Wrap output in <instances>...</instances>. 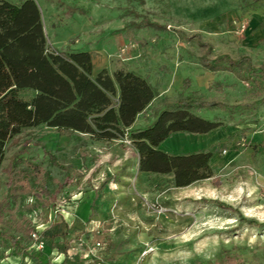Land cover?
I'll use <instances>...</instances> for the list:
<instances>
[{"label": "rangeland", "instance_id": "rangeland-1", "mask_svg": "<svg viewBox=\"0 0 264 264\" xmlns=\"http://www.w3.org/2000/svg\"><path fill=\"white\" fill-rule=\"evenodd\" d=\"M36 1L51 48L100 50L118 62L132 58L129 50L138 51L143 71L156 82L153 116L169 108L165 98L254 103L191 108L218 123L214 130H222L224 138L211 150L221 158L217 163L211 159L213 177L189 187L174 186L171 174L139 172L127 136L107 143L47 125L26 128L7 143L0 164V200L8 190L6 167L24 150L21 168L34 160L60 183L68 182L48 211L50 222L59 213L70 220L65 213L70 208L91 213L88 198L96 193L98 220L71 225V264H264V226H257L264 224V137L255 139L257 132L264 136V90L235 72H212L199 63L204 53L199 41H204L211 44L212 57L248 55L256 67L263 64L264 0ZM120 69L128 70L118 67L110 74ZM176 147L175 139L162 145ZM46 148L65 169L52 164ZM104 179L108 182L101 188ZM23 215L41 229L50 224L43 223L46 210ZM98 241L102 246L94 251ZM29 250L32 254L21 255L20 261L19 254L8 255L10 250L2 246L0 264H34L33 257L44 264L58 261V250L37 243ZM113 255L115 260H109Z\"/></svg>", "mask_w": 264, "mask_h": 264}, {"label": "trees", "instance_id": "trees-1", "mask_svg": "<svg viewBox=\"0 0 264 264\" xmlns=\"http://www.w3.org/2000/svg\"><path fill=\"white\" fill-rule=\"evenodd\" d=\"M199 44L204 50L200 63L206 69L235 72L240 79L252 81L264 90V63L256 67L248 55L211 57V44L204 41ZM29 91L32 95L26 97L24 93ZM155 97L151 83L135 71L96 72L89 50L62 52L51 48L36 0L21 3L0 0V164L11 139L26 128L47 125L61 132L85 133L96 140L127 136L139 155V172L171 174L174 186L186 187L213 177V153L175 155L160 149L162 142L177 132L208 133L218 127V123L195 115L193 107H251L254 103L177 100L151 125L133 128L139 114ZM22 153L24 150L13 155L6 167L8 190L0 200V247L10 250L8 255L27 257L31 255L32 244L43 243L64 254L61 264H67L72 226L60 213L50 222L48 211L56 207L68 182L60 183L44 164L34 160L26 161V168H21ZM45 153L53 165L65 169L56 154L47 148ZM107 182L104 179L101 188ZM215 203L224 206L218 200ZM95 208L94 201L88 221L98 220ZM42 210L47 211L43 223L50 224L36 239L33 234L38 233V225L23 214ZM3 258L0 251V260ZM33 258L37 264H44ZM108 259L115 260V256Z\"/></svg>", "mask_w": 264, "mask_h": 264}, {"label": "crops", "instance_id": "crops-1", "mask_svg": "<svg viewBox=\"0 0 264 264\" xmlns=\"http://www.w3.org/2000/svg\"><path fill=\"white\" fill-rule=\"evenodd\" d=\"M20 2H21V0H19L18 3H20ZM122 46H123V44H122ZM89 51L93 55L95 71L96 72H99L101 70H108L109 73L110 72L112 73L116 68L124 67V68H126L128 70L135 71L136 73L146 77L153 87L156 86V82L151 80L150 77H147L146 74H145V71H143L144 70V68L142 66L143 62L140 61V57H135L136 54L139 53L138 51L135 52L133 50H129L128 53L131 54L132 58L130 60H128V61H125V62L114 61L113 59H110L104 52H101L100 50H98L96 53H94V51H92V50H89ZM199 63H200V60H199ZM200 65L204 69H206L201 63H200ZM206 70H208V69H206ZM208 71H211V70H208ZM157 99H158V95H156V97L152 101V103L142 113L139 114V116L137 117L135 123L132 126L133 128H140V127L149 126L156 120L158 114L154 115V116L151 115V107H153V104L155 103V101ZM177 100H182V99L171 100V99L165 98L164 101H165V105H171L173 102H175ZM198 100H204V99H198ZM204 108H208V107H204ZM219 108H221V107H219ZM146 117H147V119H146ZM148 117H151V118L148 120ZM79 135L88 136L89 138H91L90 135L85 134V133H81ZM262 137H264V136L261 135L260 132L255 133V139L258 142L262 141V139H263ZM223 138H224V134H223L222 130L220 131V129L212 130V131H210L208 133L177 132V133H174L173 135H171L165 141H163L162 144L160 145V149L164 150L167 153H171V154H175V155L192 154V153H198V152H203V151L204 152H209V151H211L213 149L214 146L216 147L221 142H223ZM169 139H175L176 144H177L176 149H174V148H172V149H170V148L163 149L162 148L163 143H166ZM93 140H96V139H93ZM115 140H117V139H114V140H98V141H104V142L110 143L111 141H115ZM119 140L123 141L122 139H119ZM173 146H175V144ZM132 147L135 149L133 144H132ZM132 147H130V148H132ZM136 153H137V151H136ZM212 160H214V163H217L218 161H221V158H219L218 156L217 157L213 156ZM138 162H139V155L137 153V163H136L137 169H138ZM147 174H149V173H147ZM154 174H159V173H154ZM192 185H189V186H192ZM189 186H186V187H189ZM89 195L90 196L88 198V203L87 204L92 206V202H94V200H95V198L97 196H96V193H94V194L92 193V194H89ZM90 212H92V210ZM65 213L68 214V217H71L70 220H68L66 218V220L68 221V223L70 225H72L74 222H77L79 224L80 223L81 224L86 223L89 220V216L91 214V213H85L84 214V211H81V210L79 211V209H72V208H70L69 211H65ZM46 227L47 226H44V228H42V229L40 228V231L44 230ZM37 244H40V243H37ZM35 245H36V243H35ZM43 245L46 248H48L49 251H53L47 245H45V244H43ZM55 250H57V249H55ZM70 250H69L67 264H71L69 262V259L71 257ZM45 251H47V250H45ZM57 253H58V257H57L58 261H56L55 263L56 264H61L64 261V259H65V255L60 253L59 251H57ZM101 256L103 257L104 254L101 253ZM16 258H18L20 261H22L21 255H18V257H16ZM1 261L2 260H0V262ZM10 261H12V259H10ZM91 261H93V260H91ZM13 263L14 264H18V262H13ZM34 264H37V263L35 262Z\"/></svg>", "mask_w": 264, "mask_h": 264}, {"label": "built area", "instance_id": "built-area-1", "mask_svg": "<svg viewBox=\"0 0 264 264\" xmlns=\"http://www.w3.org/2000/svg\"><path fill=\"white\" fill-rule=\"evenodd\" d=\"M121 50H125V48L122 47ZM36 214H37V213H36ZM37 230H38V233H34V234H33V237L36 238V239L38 238V236H39V232H40V228H39L38 226H37ZM40 245L42 246L43 243H40ZM98 246H99V247L102 246V243H101L100 241H98V242L96 243V246H95V248H94V251L97 249Z\"/></svg>", "mask_w": 264, "mask_h": 264}]
</instances>
